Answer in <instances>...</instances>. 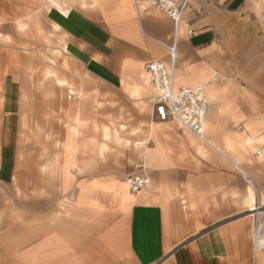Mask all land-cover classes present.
<instances>
[{
    "label": "crops",
    "instance_id": "1",
    "mask_svg": "<svg viewBox=\"0 0 264 264\" xmlns=\"http://www.w3.org/2000/svg\"><path fill=\"white\" fill-rule=\"evenodd\" d=\"M150 60L177 87L210 80L204 140L153 118ZM52 72L73 92L62 144L31 145V208L0 211V264H264V0H187L177 27L144 1L0 0L1 184L18 175L20 91L33 113L55 105ZM136 164L149 181L132 192Z\"/></svg>",
    "mask_w": 264,
    "mask_h": 264
},
{
    "label": "built area",
    "instance_id": "2",
    "mask_svg": "<svg viewBox=\"0 0 264 264\" xmlns=\"http://www.w3.org/2000/svg\"><path fill=\"white\" fill-rule=\"evenodd\" d=\"M144 1L150 3L164 11L174 22L177 27L182 22V15L187 0H135L136 3ZM188 35H193L195 30L192 29L188 22H184ZM173 62L176 52V43L166 45ZM173 68L167 69L162 61L150 60L144 63L143 70L149 78L153 88L150 101L153 108V118L157 121L176 120L179 126L194 135L199 140H204L202 131V121L208 110V99L206 95V83L196 86H175ZM73 95L67 90V98ZM261 149L257 151L260 154ZM137 171H133L127 176L129 189L137 192L144 188L149 181L147 174L140 172L143 166L134 165ZM259 207H257L258 209ZM260 226L253 221V235L259 236ZM264 232V227H263Z\"/></svg>",
    "mask_w": 264,
    "mask_h": 264
},
{
    "label": "rangeland",
    "instance_id": "3",
    "mask_svg": "<svg viewBox=\"0 0 264 264\" xmlns=\"http://www.w3.org/2000/svg\"><path fill=\"white\" fill-rule=\"evenodd\" d=\"M46 60V59H45ZM48 73H40V80H43ZM55 76L56 90L55 91H43L40 92L41 97H47L48 94L51 98H56L55 105L47 103L35 106V113H33L32 106L29 104V90L24 89L20 91L22 98V105L19 108L20 122L17 129V137L13 138L16 141L17 147V169L18 175L14 176L11 182L6 184L0 183V195H3L4 201L0 206V211H26L30 210L31 199V185H30V148L31 145L35 147V150L39 149V158H46L47 153H44L47 146H54L55 149L62 144V135L64 129V115L67 111V89L59 85L58 79L63 78V75L58 73H51ZM30 81V74H28ZM25 85H30L25 84ZM28 104H27V103ZM32 114L34 116L32 117ZM34 136L33 138H31ZM12 140V139H11ZM108 150H117L116 146L120 144L114 142V139L108 140ZM42 167L40 166V171ZM41 173V172H40ZM21 174V175H20ZM23 179V180H22ZM127 179V176L126 178ZM45 187H40L39 193L44 192ZM54 193H59V190L54 187Z\"/></svg>",
    "mask_w": 264,
    "mask_h": 264
},
{
    "label": "bare ground",
    "instance_id": "4",
    "mask_svg": "<svg viewBox=\"0 0 264 264\" xmlns=\"http://www.w3.org/2000/svg\"><path fill=\"white\" fill-rule=\"evenodd\" d=\"M207 83H206V88H207V86H208V84H209V82H210V80H208V81H206ZM70 92H72L70 89H68ZM73 93V92H72ZM203 122V121H202ZM126 183H127V185H128V182H127V180H126ZM257 204L256 203H253L250 207H248V210H247V213L248 214H250V215H252V218H253V221H254V216H255V211L257 210ZM262 241H264V238H263V240ZM261 246H264V245H257V248L258 247H261ZM254 247V246H253Z\"/></svg>",
    "mask_w": 264,
    "mask_h": 264
}]
</instances>
